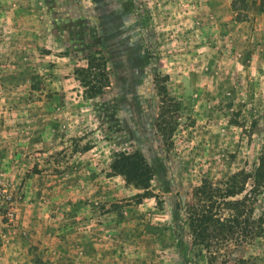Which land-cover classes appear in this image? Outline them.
<instances>
[{
	"label": "rangeland",
	"instance_id": "obj_1",
	"mask_svg": "<svg viewBox=\"0 0 264 264\" xmlns=\"http://www.w3.org/2000/svg\"><path fill=\"white\" fill-rule=\"evenodd\" d=\"M94 50L110 86L85 100L62 73ZM157 71L179 104L168 143ZM134 150L154 170L143 198L110 168ZM261 157L264 10L0 0V264H264Z\"/></svg>",
	"mask_w": 264,
	"mask_h": 264
},
{
	"label": "trees",
	"instance_id": "obj_2",
	"mask_svg": "<svg viewBox=\"0 0 264 264\" xmlns=\"http://www.w3.org/2000/svg\"><path fill=\"white\" fill-rule=\"evenodd\" d=\"M230 1L233 11L247 10L248 8L253 7H257L259 10H264V0ZM55 30L56 26L54 25L52 33L56 35ZM83 59V64H74L73 66L65 67L62 76L65 79L72 78V80L77 83L82 98L85 100H91L101 96L110 86V69L106 56L100 50L89 52ZM168 79L167 74H162L159 71L154 74V83L160 97L156 128L166 143L170 141L176 125V120L172 116V113L179 109L178 102H176L170 95V89L167 84ZM110 168L114 174L123 176L128 184L133 185L137 189L143 190L138 196L142 198L145 197L151 186L154 177V170L141 151L114 152ZM263 178L264 157H261L258 168L255 172V180L260 181ZM234 193L233 190H230L227 192V195H234ZM198 219L199 220H195L194 218L190 221L192 232L194 233V243L197 242L198 238L200 240V238H203V235L207 233L208 222L211 220V218H208L207 216H202V218ZM234 219L237 221L236 218H233L226 223L227 226H224V223H220L219 221H217V224H214V226L226 229L230 227L231 223L229 222H234ZM263 220L264 210L262 211V217L259 218L260 222ZM262 231L263 229L258 225L255 235H261L260 233H262Z\"/></svg>",
	"mask_w": 264,
	"mask_h": 264
},
{
	"label": "crops",
	"instance_id": "obj_3",
	"mask_svg": "<svg viewBox=\"0 0 264 264\" xmlns=\"http://www.w3.org/2000/svg\"><path fill=\"white\" fill-rule=\"evenodd\" d=\"M53 145H55L54 141L52 142Z\"/></svg>",
	"mask_w": 264,
	"mask_h": 264
}]
</instances>
